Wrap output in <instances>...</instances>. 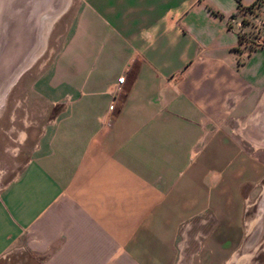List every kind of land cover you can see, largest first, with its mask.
Masks as SVG:
<instances>
[{"label":"crops","instance_id":"0c3cea01","mask_svg":"<svg viewBox=\"0 0 264 264\" xmlns=\"http://www.w3.org/2000/svg\"><path fill=\"white\" fill-rule=\"evenodd\" d=\"M235 11L237 0L74 1L67 40L33 83L57 110L0 191V257L243 264L264 147L232 127L264 93V46H242Z\"/></svg>","mask_w":264,"mask_h":264},{"label":"rangeland","instance_id":"374dc122","mask_svg":"<svg viewBox=\"0 0 264 264\" xmlns=\"http://www.w3.org/2000/svg\"><path fill=\"white\" fill-rule=\"evenodd\" d=\"M74 1L0 0V191L24 167L29 143L57 110L33 92V83L66 42ZM231 23L244 39L254 38L257 31L264 34V6L239 11ZM232 131L246 146L264 147V93L251 116ZM259 195L249 201L246 212L247 236L239 253L249 258H243L245 264H264V201H258ZM39 260L25 251L10 252L0 257V264Z\"/></svg>","mask_w":264,"mask_h":264},{"label":"built area","instance_id":"2783aa9c","mask_svg":"<svg viewBox=\"0 0 264 264\" xmlns=\"http://www.w3.org/2000/svg\"><path fill=\"white\" fill-rule=\"evenodd\" d=\"M264 24V23H263ZM242 46L246 49H257L261 46H264V34H261L260 31H257V35L252 39H245L242 43ZM125 78L123 76L119 77L117 80V85L119 86L118 89H120L124 84ZM114 106V103H111L109 105V108L112 109Z\"/></svg>","mask_w":264,"mask_h":264},{"label":"trees","instance_id":"16d2710c","mask_svg":"<svg viewBox=\"0 0 264 264\" xmlns=\"http://www.w3.org/2000/svg\"><path fill=\"white\" fill-rule=\"evenodd\" d=\"M261 2H262V0H256L255 3H253V4H251V5L247 6V7H243V6L241 5L240 0H237V11H235L234 13H232V14L229 16V19H234V17H235V16L238 14V12L241 11V10H244V11H246V10H252L255 6L261 4ZM214 13H215V14H218V15L221 16V17H223V15H222L221 13L217 12V11H214ZM228 25H229V27H230V23H229V22H228ZM238 37H239V41H240L241 43L245 40L244 37H243V35H242L240 32H239V34H238ZM248 50H250V49H248ZM250 51H253V50L251 49Z\"/></svg>","mask_w":264,"mask_h":264},{"label":"bare ground","instance_id":"6f19581e","mask_svg":"<svg viewBox=\"0 0 264 264\" xmlns=\"http://www.w3.org/2000/svg\"><path fill=\"white\" fill-rule=\"evenodd\" d=\"M59 6H60V5H59ZM61 6H62V5H61ZM61 6H60V7H61ZM60 7H57V8H60ZM43 21L47 23V22L50 21V18H49V17H44V18H43ZM243 258H245V262L249 260V258H247V257H245V256H243ZM243 258H242V260H243ZM237 261L239 262V260H237ZM243 264H245L244 261H243Z\"/></svg>","mask_w":264,"mask_h":264}]
</instances>
